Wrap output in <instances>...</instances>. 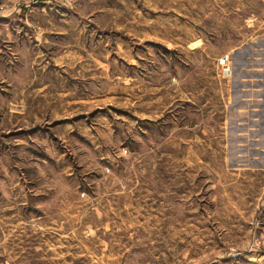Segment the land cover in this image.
I'll return each mask as SVG.
<instances>
[{
	"label": "rangeland",
	"instance_id": "1",
	"mask_svg": "<svg viewBox=\"0 0 264 264\" xmlns=\"http://www.w3.org/2000/svg\"><path fill=\"white\" fill-rule=\"evenodd\" d=\"M68 1L150 15L135 47L163 88L105 109L114 131L88 145L54 129L19 143L0 104V264H264V0Z\"/></svg>",
	"mask_w": 264,
	"mask_h": 264
},
{
	"label": "crops",
	"instance_id": "2",
	"mask_svg": "<svg viewBox=\"0 0 264 264\" xmlns=\"http://www.w3.org/2000/svg\"><path fill=\"white\" fill-rule=\"evenodd\" d=\"M14 2L13 14L0 17V104L25 124L17 128V142L34 141L42 131L56 137L53 129L86 145L102 141L97 128L114 131L115 126L105 109L129 114L122 99H130L132 109L142 103L147 109L152 100L146 95L154 87L162 90L163 83L154 86L148 69L141 67L144 57L135 47L154 25L150 15L140 12L127 21L108 15L104 21V10L95 13L99 19L85 17L68 0ZM138 27L145 31L139 34ZM163 96L168 100L161 91L162 105ZM78 108L84 111L69 113ZM142 119L152 121L151 116Z\"/></svg>",
	"mask_w": 264,
	"mask_h": 264
},
{
	"label": "built area",
	"instance_id": "3",
	"mask_svg": "<svg viewBox=\"0 0 264 264\" xmlns=\"http://www.w3.org/2000/svg\"><path fill=\"white\" fill-rule=\"evenodd\" d=\"M225 62H226V59L224 58V59H223V63H225ZM224 70L230 72V71H231V65H229V64H225V68H224Z\"/></svg>",
	"mask_w": 264,
	"mask_h": 264
}]
</instances>
